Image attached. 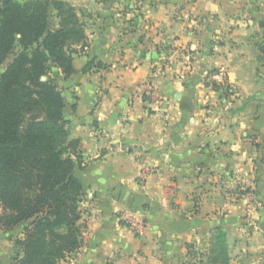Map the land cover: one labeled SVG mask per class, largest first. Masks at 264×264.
I'll list each match as a JSON object with an SVG mask.
<instances>
[{
  "label": "crops",
  "instance_id": "0c3cea01",
  "mask_svg": "<svg viewBox=\"0 0 264 264\" xmlns=\"http://www.w3.org/2000/svg\"><path fill=\"white\" fill-rule=\"evenodd\" d=\"M64 1L87 39L52 77L80 140L88 233L59 264H205L219 229L231 264H264V0ZM22 230L0 228V264L22 256Z\"/></svg>",
  "mask_w": 264,
  "mask_h": 264
},
{
  "label": "trees",
  "instance_id": "16d2710c",
  "mask_svg": "<svg viewBox=\"0 0 264 264\" xmlns=\"http://www.w3.org/2000/svg\"><path fill=\"white\" fill-rule=\"evenodd\" d=\"M86 39L77 9L64 0H0V228L23 226L24 234L12 264H59L83 245L84 187L74 175L83 164L80 140L71 138L51 72L54 63L69 77L73 46ZM211 237L205 264H231L227 233Z\"/></svg>",
  "mask_w": 264,
  "mask_h": 264
},
{
  "label": "built area",
  "instance_id": "2783aa9c",
  "mask_svg": "<svg viewBox=\"0 0 264 264\" xmlns=\"http://www.w3.org/2000/svg\"><path fill=\"white\" fill-rule=\"evenodd\" d=\"M215 77L222 78L223 74L219 73L218 75H215ZM153 172H154L153 167L149 165L144 166V168L142 169L138 177V182L142 186V188H145L147 179ZM121 219L126 224H128V226L134 231L136 235L138 236L145 235L146 228H147V222H146L144 215H142L139 212H126L122 214ZM83 224L84 225L82 227L81 235H82V238L84 239L88 233V227L84 222Z\"/></svg>",
  "mask_w": 264,
  "mask_h": 264
},
{
  "label": "rangeland",
  "instance_id": "374dc122",
  "mask_svg": "<svg viewBox=\"0 0 264 264\" xmlns=\"http://www.w3.org/2000/svg\"><path fill=\"white\" fill-rule=\"evenodd\" d=\"M51 24H53V21H54V19H55V16L57 17V15H56V12H55V14L54 13H52L51 12ZM59 19V18H58ZM58 26V25H57ZM56 26V27H57ZM51 27H52V25H51ZM15 52L16 51H13L12 53H11V55L9 56V58L7 59V61H6V63L3 65V67L1 68V71H3L5 68H6V66H7V64H8V62H10L12 59H13V57H14V55H15ZM220 73H224V70L223 69H221V72ZM51 75H52V72H51ZM215 79H220L219 81L221 82V83H225V89L227 90V93H231V94H233L234 93V87H232L231 86V84H229L228 83V81L224 78V75H223V77L222 78H216L215 77ZM217 85V84H216ZM259 205V202L256 200L255 202H254V208H257V206ZM83 223V222H82ZM17 231H19V230H17ZM79 251V250H78ZM77 251V252H78ZM77 252H74V253H72V254H69L67 257H73L74 255H76V253ZM66 257V258H67Z\"/></svg>",
  "mask_w": 264,
  "mask_h": 264
}]
</instances>
